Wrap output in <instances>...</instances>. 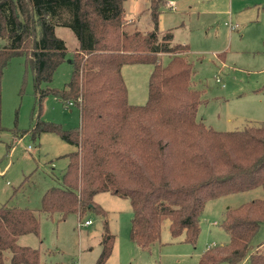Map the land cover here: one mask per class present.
<instances>
[{
    "label": "trees",
    "instance_id": "16d2710c",
    "mask_svg": "<svg viewBox=\"0 0 264 264\" xmlns=\"http://www.w3.org/2000/svg\"><path fill=\"white\" fill-rule=\"evenodd\" d=\"M125 1L0 0V99L5 68L13 57H22L34 75L35 95L33 125L22 133H56L75 146L64 155L61 184L43 194L42 211L59 213L60 219L87 212L106 216L95 196L109 191L130 200V239L140 247L161 241L165 220L173 238L183 236L195 245L209 201L258 187L264 193V123L221 131L198 119L203 98L192 86L195 69L185 57L189 45L170 43L172 29L159 35L168 0H149V30L128 28ZM57 26L73 29L79 41L70 59L73 72L65 87L42 88L67 59ZM135 63L153 66L144 105L128 101L122 74L124 65ZM49 95L78 106L80 124L64 128L41 120L42 101ZM263 224L264 194L227 207L220 225L229 241L208 247L197 264H264V248L255 244ZM39 233L34 209L1 205L0 264H45L40 248L18 243L23 235ZM114 242L105 220L94 264L106 263Z\"/></svg>",
    "mask_w": 264,
    "mask_h": 264
},
{
    "label": "rangeland",
    "instance_id": "374dc122",
    "mask_svg": "<svg viewBox=\"0 0 264 264\" xmlns=\"http://www.w3.org/2000/svg\"><path fill=\"white\" fill-rule=\"evenodd\" d=\"M168 1L159 17V35L162 38L172 28L170 43L189 45L185 57L195 69L192 86L202 91L203 98L198 119L221 131L264 123V0ZM124 6L127 19H131L127 20L129 29L153 27L149 0H126ZM138 11L142 14L132 19ZM56 34L65 40L67 59L58 66L53 80L43 83L42 88H63L72 76L70 59L79 41L67 26H57ZM161 57L162 63H167L168 54ZM152 69L147 63L123 66L130 103L147 102ZM42 104L41 120L64 128L80 124L78 106H65L54 95L45 97ZM34 107L32 70L26 69L22 57H13L4 70L0 99V206L8 203L35 210L40 220L39 235H23L18 243L40 248L42 263L94 264L102 250L107 220L115 242L105 264H197L208 247L229 241V234L220 225L226 208L264 194L258 187L209 201L201 216V232L195 245L184 242L183 236L173 238L169 221L165 220L161 241L146 249L140 247L130 239V200L109 191L95 196L106 216L87 212L82 218L72 213L60 219L59 213L41 210L42 197L47 189L61 184L68 163L64 155L75 146L56 133L37 137L30 131L22 133L33 125ZM87 219L92 223L84 225ZM263 242L264 224L255 244L263 249Z\"/></svg>",
    "mask_w": 264,
    "mask_h": 264
},
{
    "label": "crops",
    "instance_id": "0c3cea01",
    "mask_svg": "<svg viewBox=\"0 0 264 264\" xmlns=\"http://www.w3.org/2000/svg\"><path fill=\"white\" fill-rule=\"evenodd\" d=\"M168 2H170V1H168ZM137 10V9H136ZM140 14H142V11L139 13V11L138 12H136V13H134V17L132 18V19H134V18H138V16H140ZM125 16H126V14H125ZM126 20H131V19H127V17H126ZM172 29V28H171ZM169 30V29H168ZM167 32V31H166ZM162 56V55H161ZM221 198V197H220ZM218 199V198H217Z\"/></svg>",
    "mask_w": 264,
    "mask_h": 264
},
{
    "label": "built area",
    "instance_id": "2783aa9c",
    "mask_svg": "<svg viewBox=\"0 0 264 264\" xmlns=\"http://www.w3.org/2000/svg\"><path fill=\"white\" fill-rule=\"evenodd\" d=\"M233 28H236L237 27V25L236 26H232ZM72 104V103H71ZM92 223V220H90V219H87L86 221H84V225H89V224H91Z\"/></svg>",
    "mask_w": 264,
    "mask_h": 264
}]
</instances>
